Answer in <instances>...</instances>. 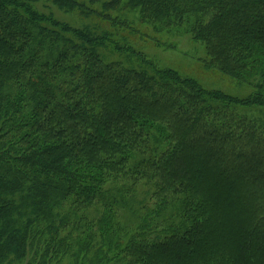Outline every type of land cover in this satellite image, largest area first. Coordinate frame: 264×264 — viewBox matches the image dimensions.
Masks as SVG:
<instances>
[{
    "label": "trees",
    "instance_id": "trees-1",
    "mask_svg": "<svg viewBox=\"0 0 264 264\" xmlns=\"http://www.w3.org/2000/svg\"><path fill=\"white\" fill-rule=\"evenodd\" d=\"M85 2L0 0V264H264V0ZM125 12L253 93L156 64Z\"/></svg>",
    "mask_w": 264,
    "mask_h": 264
},
{
    "label": "rangeland",
    "instance_id": "rangeland-1",
    "mask_svg": "<svg viewBox=\"0 0 264 264\" xmlns=\"http://www.w3.org/2000/svg\"><path fill=\"white\" fill-rule=\"evenodd\" d=\"M78 1L86 3V0ZM99 1L102 3L104 0ZM88 5L96 8L91 4ZM37 6L46 12L51 11L53 7L52 11L56 12L60 19L70 21L75 25L90 23L107 29L111 27L110 22L103 17L94 15L88 17L82 14L81 11L67 13L45 1L39 2ZM125 13L129 14V12ZM128 16L132 24H134L135 31L133 29L131 31L123 29L120 31V37L126 38L131 45L156 64L174 68L184 75L194 77L208 89L222 90L240 97L253 93V88L250 85L239 82L217 68L207 66L209 57L205 46L200 42L194 41L190 35L180 31L171 33L156 31L151 25L141 24L136 13L130 12ZM107 55H109V52H107ZM109 57L111 58V56ZM114 58L120 59L119 55H113L112 59ZM240 113L247 116L260 130L264 131V109H241ZM144 189L140 188V194ZM65 264L70 263L66 261Z\"/></svg>",
    "mask_w": 264,
    "mask_h": 264
}]
</instances>
